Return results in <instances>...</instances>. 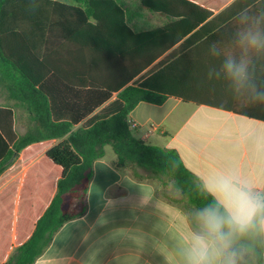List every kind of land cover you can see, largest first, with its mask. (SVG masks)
I'll use <instances>...</instances> for the list:
<instances>
[{
  "label": "trees",
  "instance_id": "16d2710c",
  "mask_svg": "<svg viewBox=\"0 0 264 264\" xmlns=\"http://www.w3.org/2000/svg\"><path fill=\"white\" fill-rule=\"evenodd\" d=\"M149 14L168 23L151 25ZM252 14L264 15V0H0V91L15 94L30 115L28 130L15 138L5 117L0 124V264H35L65 224L87 213L93 165L106 146L117 170L139 180L143 170L192 209L223 214L176 150L134 136L130 114L141 102L160 106L172 97L232 106L198 101L183 53L206 38L232 41ZM37 31L44 35L40 49ZM57 44L71 51L75 77L55 67ZM261 219L233 235L237 264H264Z\"/></svg>",
  "mask_w": 264,
  "mask_h": 264
},
{
  "label": "crops",
  "instance_id": "0c3cea01",
  "mask_svg": "<svg viewBox=\"0 0 264 264\" xmlns=\"http://www.w3.org/2000/svg\"><path fill=\"white\" fill-rule=\"evenodd\" d=\"M145 20L154 26L168 23L166 17L153 14ZM237 27L236 34L242 28L264 33V15L252 14ZM40 37L44 35L37 31L38 49ZM53 37L59 39L63 34L56 32ZM54 50L55 67L66 77H75L71 51L66 54L60 44ZM229 55L247 64L243 83L226 76L223 63ZM183 57V68L195 73L192 83L198 87V101L232 106H198L173 97L160 106L141 102L130 114L134 136L176 150L221 206L225 196L218 185L225 180L232 193L264 199V122L257 120L264 118V49L245 52L236 35L232 41L206 38ZM116 98L117 94L111 102ZM17 103L15 94L0 91V124L5 117L11 138L29 128L30 115ZM240 110L252 115L235 113ZM116 158L113 148L106 146L105 156L93 165L87 213L65 224L35 264H191L196 236L205 239L210 252L219 247L214 237L193 228L194 222L207 232L198 211L170 185L143 170L137 171L143 180L129 170H117Z\"/></svg>",
  "mask_w": 264,
  "mask_h": 264
},
{
  "label": "clouds",
  "instance_id": "9594fccd",
  "mask_svg": "<svg viewBox=\"0 0 264 264\" xmlns=\"http://www.w3.org/2000/svg\"><path fill=\"white\" fill-rule=\"evenodd\" d=\"M238 44L245 51L264 49V33L252 28H242L238 33ZM215 49V46H212ZM223 70L227 77L237 83L247 80V64L229 55ZM264 97V94H261ZM225 196L224 213L217 207H207L196 215L207 232L213 236L219 247L210 252L208 243L201 236L195 237L191 264H237L238 252L231 249L233 235H243L256 218L264 217V199L244 192L232 193L228 181L218 185ZM264 225V219H261Z\"/></svg>",
  "mask_w": 264,
  "mask_h": 264
},
{
  "label": "built area",
  "instance_id": "2783aa9c",
  "mask_svg": "<svg viewBox=\"0 0 264 264\" xmlns=\"http://www.w3.org/2000/svg\"><path fill=\"white\" fill-rule=\"evenodd\" d=\"M135 127V125H133V128Z\"/></svg>",
  "mask_w": 264,
  "mask_h": 264
}]
</instances>
